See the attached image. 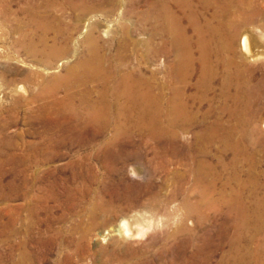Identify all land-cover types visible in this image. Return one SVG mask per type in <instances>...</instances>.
Returning a JSON list of instances; mask_svg holds the SVG:
<instances>
[{"label": "bare ground", "instance_id": "1", "mask_svg": "<svg viewBox=\"0 0 264 264\" xmlns=\"http://www.w3.org/2000/svg\"><path fill=\"white\" fill-rule=\"evenodd\" d=\"M13 1L18 0H9L10 6L9 2L5 6L11 7ZM62 1H23L29 27H18L20 38L15 45L42 63L44 69L71 51L64 37L71 27L61 25L63 21L55 9L64 5L84 14L101 0ZM127 1L128 12L136 14L138 28L147 33L148 38L140 40L148 46L145 55L171 59L164 72L155 68L148 76L145 71L123 69L122 52L107 55L91 26L83 41L86 54L70 64L64 74L43 81L32 94L33 101L41 100L43 104L36 117H48L51 122L36 135L39 141L29 144L32 152L25 157L24 178L17 181L15 176L16 180L8 181L15 188L21 184L28 194L27 230L19 246L20 258L14 264H42L38 262L43 259L42 251L31 250L27 244L42 241V230L51 229L48 221L63 219L61 214L51 215L52 207H66L73 211L71 216L79 214L75 205L83 195L82 182L87 180L81 175L84 170L94 173L99 167L114 171L127 167L137 175L141 168L131 161L138 158L139 151L144 149L156 157L166 154L190 132L193 142L188 150L192 153L190 172L196 198L189 210H210L202 217L213 222L215 229L213 234H203L199 248L183 257L194 258L193 264H264V169L259 158L262 155L264 159V147L259 146L264 140V68L256 74L255 63L244 61L262 59L264 44L259 36L243 30L236 50L238 29L256 23L263 12L261 0ZM261 38L264 40V33ZM25 75L35 76L30 71ZM191 86L194 91L188 92ZM26 87L18 84L16 90L25 93ZM99 134L106 138L97 141ZM121 138L128 141L120 145ZM61 144L87 151L63 157L72 169L71 176L63 180L58 175L49 177V168L56 167L60 159L56 150ZM226 152L231 153L228 161ZM7 163L10 157L0 160L1 176L2 166ZM226 170L234 175L223 181ZM88 178L95 179L92 175ZM104 206L109 210L108 205ZM224 211L228 215L219 218ZM17 218L15 214L13 220ZM195 218L199 221L198 213ZM127 220L121 221L125 230H120L125 240L134 234L144 235L145 226L133 232L126 226ZM179 228L190 230L183 222ZM33 230L38 231L37 237L31 235ZM218 250L222 251L221 257L214 261Z\"/></svg>", "mask_w": 264, "mask_h": 264}, {"label": "rangeland", "instance_id": "2", "mask_svg": "<svg viewBox=\"0 0 264 264\" xmlns=\"http://www.w3.org/2000/svg\"><path fill=\"white\" fill-rule=\"evenodd\" d=\"M23 1H13L9 7V0H0V160L10 157V163L3 164L1 170L3 173H1L2 176L0 175L2 179L0 182L1 264H14L16 259L20 258L19 246L25 239L27 230V190L21 184L18 188L11 183L9 186L8 181L16 180L15 176L17 181L24 178L25 157L32 152L29 144L38 142L39 138L36 135L41 131L44 132L51 122L48 117H36V111L39 108L42 109L43 104L41 100L33 101L32 96L42 86L41 83L53 75L64 74L70 64H73L82 54H86L83 41L91 26L95 28L94 33L104 44L103 51L107 52V55L112 56L119 50L122 52L125 58L123 69L133 68V71L141 70L143 73L145 71L148 76L155 68L164 72L167 62L171 59V56L145 55L148 46L140 40L148 36L138 28L136 14L128 12L127 0H101L94 4L91 11L84 14L64 5L55 9L58 14L55 13L63 21L61 25L71 27L65 31L68 33L64 34L65 39L69 40L71 51L56 59L51 68L44 69L42 63L31 58L15 45L20 38L18 27L26 30L25 27H29L26 26L28 16L22 10ZM6 2H9V6H5ZM261 4H264V0H261L259 4L263 12L258 16L259 19H256L255 25L247 24L239 27L236 35L237 51H239L238 39L243 30H249L259 36L262 45L264 44L261 38L264 33V6ZM137 10L135 11L138 12ZM66 34L71 38L69 39ZM122 44L123 47L120 46ZM242 58L245 59L243 56ZM244 61L248 65L255 63L256 74H260L264 68V57L256 61L247 59ZM29 71L35 74L33 78L31 77L33 80L26 78L25 74ZM194 79L192 82L195 81ZM18 84L27 86V92L17 91ZM189 88L188 92L194 91L193 86ZM64 119L61 118V120ZM261 127L264 129L263 126ZM104 136L106 138V135L99 134L95 139L103 140ZM134 139L138 140L137 137ZM127 141L126 138H121L119 142L122 145ZM192 142L190 132L180 138L178 145L170 147L167 155L160 153L161 155L156 157L148 152L145 153L144 149L139 151L138 158L131 161V164L141 168L137 175H132L127 167L122 171L99 167L94 173L92 170H84L81 175H84L87 180L82 182L83 195L75 205L76 209L80 210L79 214L71 216L73 211L66 207H52L51 215L55 217L61 214L63 219L52 222L47 220L51 229L45 227L42 230V241L30 242L27 247L42 251L43 259L38 261L42 264H193L194 258L185 259L183 256H188L196 247L199 248L203 234L205 236L209 233L213 234L215 224L202 217L209 214L210 210L204 207L197 208L196 212L189 210L196 198L193 175L190 172L192 153L188 150ZM259 143L261 148L264 147V140ZM64 147L62 144L57 145L56 152L61 156L55 163L56 167L49 168V177L58 175L62 180L69 178L72 169L67 166V160L63 157L77 152H87L79 146L70 149ZM230 154L225 153L228 157L226 161L229 160ZM259 158L262 159L260 167L264 169L262 155ZM92 163L95 164V161ZM243 165L245 169L246 163ZM91 175L95 177L94 181L88 178ZM231 175H234L231 170L223 171L222 180L226 181L232 177ZM245 176L243 174V177ZM2 193L10 197L2 196ZM102 204L108 205L109 210H105ZM92 207L96 208L92 211ZM197 213L201 224L195 218ZM15 214L19 217L16 221L13 220ZM227 215L224 211L219 218L223 219ZM127 219L133 221L128 224ZM122 220H127L126 226H130L128 227L130 231H135L138 227L143 228L142 225L145 226L144 235L135 236L134 234L132 238L128 237L125 240L121 235V231L125 230L121 226ZM181 222L190 230H181L179 228ZM36 231L33 230L31 233L33 237L38 236ZM221 254L222 251L218 250L214 261L219 260Z\"/></svg>", "mask_w": 264, "mask_h": 264}]
</instances>
